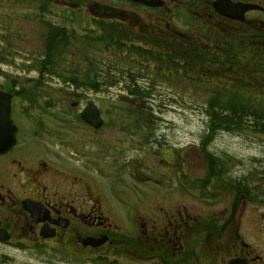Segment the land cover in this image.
I'll list each match as a JSON object with an SVG mask.
<instances>
[{"label": "flooded vegetation", "instance_id": "flooded-vegetation-1", "mask_svg": "<svg viewBox=\"0 0 264 264\" xmlns=\"http://www.w3.org/2000/svg\"><path fill=\"white\" fill-rule=\"evenodd\" d=\"M216 1L0 0V104H9L6 136L14 135L12 146L0 152V264H264V196H256L257 172L242 177L235 161L215 147L223 132L259 126L253 107L241 123L240 100L243 83L255 85L258 55L264 56V0H222L254 6L242 15L218 12ZM33 37H39L37 50L26 43ZM64 42L63 51L96 48L105 59L95 66L81 64L91 63L88 58L64 66L60 54L54 63L63 72L45 76L46 91H40L42 76L8 72L21 66V51L29 58L22 66L52 67L46 52ZM101 66L115 70L105 79L94 69ZM51 79L75 91L68 108H53L64 116L73 112L88 134L84 139H55L53 128L62 132L65 119H52L50 106L66 105L72 93L53 90ZM103 81L119 84L124 96L109 108L94 103L103 119L94 129L78 116L91 102L88 93L99 92ZM226 100H234L231 107ZM161 101L202 114L203 138L184 152L168 143L139 142L145 152L172 146L173 163L152 150L156 165L129 168L128 148L137 147L138 135L129 139L128 131L150 128L126 124L129 116L137 120L147 113L162 128L167 123ZM105 125L114 135L98 140ZM57 143L68 153L51 151ZM136 171L144 181L135 180Z\"/></svg>", "mask_w": 264, "mask_h": 264}, {"label": "rangeland", "instance_id": "rangeland-1", "mask_svg": "<svg viewBox=\"0 0 264 264\" xmlns=\"http://www.w3.org/2000/svg\"><path fill=\"white\" fill-rule=\"evenodd\" d=\"M39 41V37L35 38L33 37V40H29L27 43L28 49L31 50H37L38 46L37 43ZM96 48L94 50L91 49H79L76 47L67 48L63 53L65 54V58L63 57L64 66H68V62L75 61L80 63V60H83L84 58L90 59L91 63H85L84 60L81 64L92 66L97 65L99 62H101L102 59H105V52L97 51V54H95ZM36 52V51H35ZM14 52H12L11 55H13ZM28 52L21 51L18 53L17 61L16 63H19L18 65L21 66H15L13 68H8V72L14 73L18 76H33L35 77L37 74L35 72H27L26 67L22 66L26 65V59ZM260 54V53H259ZM26 58V59H25ZM105 61V60H103ZM15 63V61H14ZM258 79L256 82H254L255 85L249 86L248 84L243 83V88L241 89L242 92V98H241V111L246 112V109L253 107L255 108V111L258 112V114L264 116V56L258 55ZM102 68V67H101ZM64 68H60V70L57 69H51L47 73H45L40 79V91H46L47 88L46 85L42 81H46L45 76H52L54 78H57L56 76L60 75V73L63 72ZM90 67H87V70H90ZM93 69V68H92ZM95 70H98V67L94 68ZM108 69L104 67L103 70L105 73L107 72L108 75L111 74L115 69H112L108 73ZM101 70V69H100ZM99 72V70H98ZM111 76V75H110ZM44 81V82H45ZM49 87L53 88V90L58 91L60 89L65 90L69 93H72V95L67 96L68 98L65 99L66 105H51L50 106V117L52 119L58 120L59 118L65 119V128L62 132H59L58 130L53 128L55 135V139L58 141H77L80 139H84V135H88L82 126L74 119V114L71 111H68L69 113L64 115H60L58 108L53 107H60V108H68L70 103L75 100L74 94L75 91L71 89V86L67 83L57 81L56 79H51L48 81ZM42 86V87H41ZM112 86V87H109ZM109 86H104L98 84V88H100L99 92H93V94L88 93V99L89 101L96 103L99 107H111V103L118 102L119 98L121 96H124L123 89L120 87L119 84H112ZM255 86L256 89L253 90V87ZM48 90V89H47ZM71 90V91H70ZM256 94H254V93ZM168 93L166 88L164 89V94ZM170 94V93H169ZM171 95V94H170ZM165 99V98H164ZM166 100V99H165ZM154 105H158V100H155ZM50 102H53L52 100ZM234 100H226V105L230 106ZM106 103V104H105ZM162 105H166L164 108L166 110V115H164L166 126L163 130H159L157 132H148L147 135L142 136L143 139H137L135 148L140 149V154L137 153L134 147L130 145L129 154L133 160H131L129 168L135 167L138 168L140 165H145V170L148 166L156 165L157 159L154 158V155H152V150H155V148L148 150V152H145L144 150H141V144H148L149 142L155 143L159 142L160 144L164 143H170L172 145H175L180 152H184L183 150H190V146H193L195 142L198 141L199 137L202 138L203 132L200 131L202 128L201 120L204 119V116L202 114L193 113L190 108L185 109L184 111L180 110L178 107L174 106V104L171 103H163L161 101ZM116 106V104H114ZM107 107V108H109ZM156 107V106H155ZM232 107H235L234 105ZM237 120V117H235ZM129 121L126 124H131L130 116ZM244 117L241 115V123H243ZM227 122L229 124L233 123V118L229 117L227 118ZM261 122V120H260ZM107 123V122H106ZM109 123H113L110 122ZM237 124L239 122L237 121ZM126 126H123L125 128ZM260 127L264 128V125L259 124L258 128L255 131H250L247 129H242L236 133H232V131H226L220 134V136L217 139V142L215 143V147L217 148V145L219 149L224 151V155L226 158H231L235 161L236 171L241 173L242 177H248L247 173L251 172H257V187H256V196L258 198H262L264 196V179H260L259 177L264 176V144H262L264 140V129H261ZM253 132L257 133V136L252 135ZM61 134V135H60ZM136 133L132 131H128V137L131 139V137H134ZM114 134L112 133L111 128L108 127V125H105V127L98 132L97 139L98 140H104L108 141L112 138ZM59 136V137H58ZM149 136V137H148ZM140 142V143H139ZM74 145V144H72ZM147 146V145H146ZM154 147V146H153ZM51 151H60V156L65 153H68L69 149H66L63 147L60 143L55 144L54 146L50 147ZM190 152V151H189ZM139 155V156H138ZM224 156V157H225ZM251 157H258L256 159V162H254ZM262 157V158H260ZM74 161V159H73ZM78 163V162H71ZM98 167L100 168V164H98ZM102 169V168H100ZM132 174V172H131ZM131 174H125V180L129 181V183H134V178ZM98 179V178H97ZM135 186H139L138 183H135ZM229 193H227V196ZM260 201V199H259ZM261 206L260 204H258ZM248 215V214H247ZM245 218V217H244ZM200 264H204L202 260H200Z\"/></svg>", "mask_w": 264, "mask_h": 264}, {"label": "water", "instance_id": "water-1", "mask_svg": "<svg viewBox=\"0 0 264 264\" xmlns=\"http://www.w3.org/2000/svg\"><path fill=\"white\" fill-rule=\"evenodd\" d=\"M215 8L217 9L218 12L220 13H224L225 10L227 9H231L233 11L236 12H240L241 15L244 11H246L247 9H252L254 8V6L252 5H231L229 3H224L222 2V0H218L216 1L214 4ZM240 9V11H238ZM93 13H100V14H104L106 16H116L117 14L112 13L110 10L108 9H98V8H94L91 9ZM237 18H240V16H238ZM4 98L2 96H0V102L1 100H3ZM9 113H10V109H9V104H0V152L6 150L9 146V137L6 136L7 132L10 131L9 130ZM80 118L85 121L86 123H88L89 125L94 126L95 128H98L101 124H102V120L99 116V111L97 109V107L93 104H88L83 111L80 113ZM164 155L162 153H159L164 159H166V163L168 165H171L173 163V149L172 148H166L163 149ZM136 177L139 180H142V175L139 173H136Z\"/></svg>", "mask_w": 264, "mask_h": 264}, {"label": "trees", "instance_id": "trees-1", "mask_svg": "<svg viewBox=\"0 0 264 264\" xmlns=\"http://www.w3.org/2000/svg\"><path fill=\"white\" fill-rule=\"evenodd\" d=\"M65 45V42L63 43V47H59L58 48V44L57 43H55V48H53L52 50H49L48 52H46V57H47V59L50 61V64L52 63V67H44V66H39L38 68H37V70L39 71V73L40 74H44L45 72H48V70L50 71L51 69H57V70H60V68H61V66L60 65H55V61H58V58H59V56H61L60 54H63V50H64V46ZM55 65V66H54ZM102 67V68H101ZM101 67H98V70H99V72H98V76H101V77H103V78H107V76H106V73H105V71L103 70V66H101ZM101 69V70H100ZM101 85H106V86H109V85H112L113 83H107L106 81H103L102 83H100ZM147 88H149L148 87V85H147ZM148 92H150V90L149 91H147V93ZM155 100H158V98L156 97V99ZM257 112V111H256ZM242 115H243V117H244V115H245V112H242ZM150 119H151V117H149V115H147V113L146 114H139L138 115V117H137V120H135V122H137V123H145L146 124V126L147 125H150V126H154V124L156 123V122H153V121H150ZM260 120H261V122H260ZM244 121V120H243ZM257 122H258V125L261 123V125H264V116H262V115H260V114H258V112H257ZM261 129H264V128H262V127H260ZM159 130H161V128L159 129ZM148 132H152V133H154V132H157V131H154V130H150L149 128H146V131H144V132H142V134L143 135H147V133ZM149 137V136H148Z\"/></svg>", "mask_w": 264, "mask_h": 264}, {"label": "bare ground", "instance_id": "bare-ground-1", "mask_svg": "<svg viewBox=\"0 0 264 264\" xmlns=\"http://www.w3.org/2000/svg\"><path fill=\"white\" fill-rule=\"evenodd\" d=\"M165 126H166V125L162 126L161 130H163ZM149 129H150L151 131H152V130H154V131H159L160 126H158V124H156L155 126H150Z\"/></svg>", "mask_w": 264, "mask_h": 264}]
</instances>
